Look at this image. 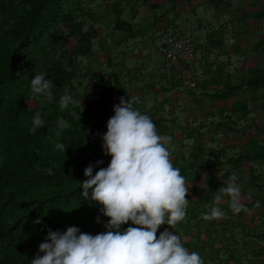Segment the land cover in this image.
I'll return each instance as SVG.
<instances>
[{"label": "trees", "instance_id": "1", "mask_svg": "<svg viewBox=\"0 0 264 264\" xmlns=\"http://www.w3.org/2000/svg\"><path fill=\"white\" fill-rule=\"evenodd\" d=\"M151 1L0 0V264H30L43 256L38 246L49 230L106 231L101 206L91 200V190L87 200L81 196L78 182L86 179L89 165L93 175L108 166L111 157L102 152V136L121 98L149 115L158 134L171 137L169 149L177 142L172 162L187 183L202 181L209 188L218 174L242 179L243 171L249 172L250 189L242 196L251 200L240 203L239 213L230 210L227 197L216 205L225 213L222 221L203 219L210 210L206 206L214 204L207 189L204 199L186 198L185 219L173 229L162 225L157 236L175 232L191 252L206 235L212 249L203 257L205 264H264V138L246 144L220 141L222 128L245 137L259 120L264 134V38L253 48L260 63L254 71L243 70L246 53L239 47L237 18L214 4L190 6L173 16L179 4ZM107 6L111 16L104 22L96 14ZM258 32L264 36V21ZM166 34L194 40L192 89L164 66L160 41ZM72 38L74 46L66 49ZM40 73L55 86L51 100L34 98L30 91V79ZM65 90L77 103L61 109ZM133 92L138 97L130 98ZM187 97L197 104L194 109L184 103ZM231 98L235 101L228 107ZM206 105L210 112L202 116ZM37 111L44 125L33 133ZM61 119L67 127H58ZM57 143L67 147L65 152L56 149ZM249 212L259 213L254 225L241 223ZM132 226L129 222L120 231Z\"/></svg>", "mask_w": 264, "mask_h": 264}, {"label": "clouds", "instance_id": "2", "mask_svg": "<svg viewBox=\"0 0 264 264\" xmlns=\"http://www.w3.org/2000/svg\"><path fill=\"white\" fill-rule=\"evenodd\" d=\"M46 75L36 74L30 79L34 98L42 95L52 99L55 86L51 79H45ZM75 103L65 90L59 100L60 108ZM78 103L82 110L81 101ZM113 112L102 136V152L111 157L110 162L95 175L89 165L83 173L86 179L78 182L81 196L87 200L91 190V200L101 206L108 221L106 231L91 235L74 226L64 233L49 230L38 246L43 256L38 254L30 264H205L200 254L190 252L175 232L165 230L157 236L162 225L173 229L185 219L189 203L186 197L190 187L171 159V137L158 134L150 116L134 109L129 99L121 98ZM32 125L29 131L33 133L43 127L39 111L34 114ZM67 126L65 120L58 121V127ZM55 147L62 152L67 148L62 143ZM224 196L229 198L231 211L242 210L241 190L234 173L218 189L213 206H206L210 210L203 219H221L225 215L216 206ZM129 222L134 226L120 231Z\"/></svg>", "mask_w": 264, "mask_h": 264}, {"label": "rangeland", "instance_id": "3", "mask_svg": "<svg viewBox=\"0 0 264 264\" xmlns=\"http://www.w3.org/2000/svg\"><path fill=\"white\" fill-rule=\"evenodd\" d=\"M170 1V0H168ZM175 4H179L180 8L174 12L173 16L183 12L188 11L190 9V6H200L204 9L209 8L210 6L219 5L221 8V13H227L228 16L231 19L237 18L239 23L241 24V40L239 43L240 49H242L243 52L246 53V60L242 64L243 70H250L254 71L256 69V65L260 63V56L259 53L254 52L253 48L255 45L260 43L264 36L258 35V29L260 24L264 21V0H221L220 3L217 2V0H173ZM152 3L162 2L161 0H152ZM216 2L218 4H216ZM169 4V3H167ZM109 6L105 7L102 10H98L96 17L99 20H102L106 22L110 18L109 13ZM87 28H85L83 31H86ZM75 39H68L64 43V47L66 49H71L75 44ZM115 47V45H114ZM106 55H102L101 58L104 59ZM138 56V55H136ZM93 62V60L91 61ZM25 69V68H24ZM24 69L21 70V75H23ZM119 90V89H118ZM178 94L174 93L171 95V98L174 99ZM130 98H136L138 97V94L136 92L131 93ZM235 99L231 98L227 101V106L231 107V105L234 103ZM184 103L191 109H194V107L197 105L193 98L187 97L184 101ZM93 105L96 107V110L98 112H103L102 107H98L95 103ZM214 106L218 107L219 104L215 103ZM196 112V111H195ZM210 112V107L205 106L201 107L199 113L204 115H208ZM260 120L257 122V127L253 128L249 133H247V136L245 137H238L237 132H229L226 130V128H222L220 130V134L222 137L220 138V141L225 144L230 143H238V144H246L249 139H262L264 138V134L260 133L259 130L261 127ZM177 140L180 138V134L176 135ZM171 152V159L173 158V153L179 151V145L177 142L172 146L171 149H169ZM242 179L236 177V183L239 184L240 190H241V197H240V203L249 202L251 199L248 197H243L242 194H245L246 191H249V183L246 182L249 177V172L247 170L243 171ZM229 178L223 179L220 174L214 176L212 178V184H210L209 188L204 187L202 181H199L197 183H187L189 188V195L186 197L191 201H197L199 199H204L208 196V190H210L211 194L214 195V197L218 194V189L223 187L227 182ZM243 197V199H242ZM227 202V196L222 197V200L219 204H225ZM259 217L258 212H249L243 215V219H241V223H244L245 225H254L255 220H257ZM219 221H222L223 218L218 219ZM223 228V227H222ZM170 232V231H169ZM195 234V233H193ZM190 237L184 238L185 241H189ZM200 240L202 242H198L193 245L192 251H196L200 254V256L203 258L205 254H208L211 252V246L208 244H205L207 241V236L202 234L200 236ZM195 247V248H194ZM219 248V246L217 247ZM191 251V252H192Z\"/></svg>", "mask_w": 264, "mask_h": 264}, {"label": "built area", "instance_id": "4", "mask_svg": "<svg viewBox=\"0 0 264 264\" xmlns=\"http://www.w3.org/2000/svg\"><path fill=\"white\" fill-rule=\"evenodd\" d=\"M160 46L164 66L175 72L183 87L192 89L196 85L194 70L190 63L195 60L194 40L191 37H174L169 34L161 38Z\"/></svg>", "mask_w": 264, "mask_h": 264}]
</instances>
